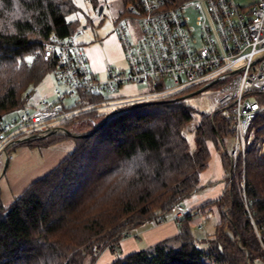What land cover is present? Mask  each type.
I'll use <instances>...</instances> for the list:
<instances>
[{
	"label": "trees",
	"instance_id": "trees-1",
	"mask_svg": "<svg viewBox=\"0 0 264 264\" xmlns=\"http://www.w3.org/2000/svg\"><path fill=\"white\" fill-rule=\"evenodd\" d=\"M75 10L72 0H0V121L25 109L21 106L34 87L56 68L55 57L44 60L43 44L51 34L76 32L78 20L67 19ZM179 94L125 108L88 135L49 134L21 142L49 146L70 136L74 144L9 204L3 203L0 189V264H92L106 246L117 248L126 229L157 220L197 187L210 157L209 142L229 179L218 199L203 204L214 203L218 210L212 236L201 238L199 247L188 212L179 219L175 236L108 264H259L264 254L255 227L264 234V109L250 126L253 140L244 161L228 178L231 162L224 139L232 135L231 119L221 110L211 119L202 114L191 148L184 128L194 108ZM86 96L87 101L99 98ZM95 115L79 128L92 130L103 117ZM71 124L64 126L69 130Z\"/></svg>",
	"mask_w": 264,
	"mask_h": 264
},
{
	"label": "built area",
	"instance_id": "built-area-1",
	"mask_svg": "<svg viewBox=\"0 0 264 264\" xmlns=\"http://www.w3.org/2000/svg\"><path fill=\"white\" fill-rule=\"evenodd\" d=\"M189 9L195 13L197 35L187 22ZM126 15L141 27L133 43L125 30ZM126 15L113 26L126 67L106 68L103 80L96 78L75 33L50 35L42 51L44 60H57L53 98L40 99L31 109L26 107L3 117V161L10 157L8 150L21 142L49 134L75 135L64 124L73 123L86 112L102 114L99 122H106L125 108L209 87L214 89L215 111H223L232 121L233 141L227 151L231 169L244 161L247 145L253 140L250 126L264 109L256 98L264 92V0H255L249 6H239L234 0H183L173 5L166 0H137V4L126 6ZM127 82H149L152 90L117 96V90ZM88 94L99 98L82 103ZM75 97L79 104L66 103ZM228 181L225 178L226 184ZM255 233L264 252L261 228L255 227Z\"/></svg>",
	"mask_w": 264,
	"mask_h": 264
},
{
	"label": "rangeland",
	"instance_id": "rangeland-1",
	"mask_svg": "<svg viewBox=\"0 0 264 264\" xmlns=\"http://www.w3.org/2000/svg\"><path fill=\"white\" fill-rule=\"evenodd\" d=\"M74 5L76 6V10L67 15L68 20H78V25L75 26V34L76 39L81 42L85 47H94L98 46L101 49V57L104 53V45L106 42L113 43L116 41L115 34L113 32V26L115 22H117L122 16L126 15L121 14L120 12H124L126 7L123 6L121 0H72ZM236 4L239 6H249L255 0H234ZM99 6L102 7L101 13L98 14ZM186 15L188 16V25L194 28V34L197 35V27L195 25V13L193 10L189 9L186 11ZM127 16V15H126ZM83 26H85L83 28ZM125 30L127 32L129 41L133 43L141 34V27L137 20L130 18L127 16V20L125 22ZM89 62V61H88ZM103 67L102 68H93L91 63V69L95 71L96 78L99 80H103L106 78V68L108 67H116V68H125L126 63L124 59H119L117 61H109L107 57L103 56ZM169 84V81H166ZM56 85L53 71L47 72L43 79L34 87L31 92V95L27 99V102L24 103L21 107H27L31 109L32 106H35L36 103L40 99H45L47 101L53 98V88ZM152 90V86L149 82L147 83H134L127 82L123 84L118 90L117 96H133L140 95L144 93H148ZM213 87L205 88L202 91L195 93L191 96H187L190 92H182L178 95V97L187 96V102L190 106L194 108V115L192 120L186 125L184 128V135L188 141V144L191 148L194 147V132L193 129L196 124L200 123L202 120V114H210V119L215 114V106L216 103L213 99L211 93H213ZM87 96L83 97V102H92L96 100H86ZM161 100H168L171 98ZM256 98L258 101L264 105V92L256 94ZM78 98H69L66 103L67 104H79ZM160 101V100H156ZM151 101V102H156ZM149 103V102H148ZM214 111V112H213ZM95 114L93 112H86L80 115L74 122L69 126L71 129L69 131L74 134H84L89 132L90 130L80 129L78 125L83 124L84 122L89 121L90 117H94ZM96 116V115H95ZM75 125V126H73ZM81 126V125H80ZM224 144L228 148L229 142L233 141L232 135L227 136L224 139ZM73 140L70 136L60 139L57 143L51 144L49 146H45L40 144V142H33L31 144L27 143H19L8 150L9 154V165L6 167L4 174L0 176V189H1V197L3 203L9 204L15 195H17L22 188H24L31 180L40 177L50 168L56 165L59 160H56V157H59L62 152H65V155L71 151L73 147ZM212 144L211 142L208 143ZM232 146V145H231ZM230 149V148H229ZM228 151V150H227ZM64 155V156H65ZM57 161V162H56ZM4 161L0 158V171L2 170ZM230 171H232L230 166ZM229 171V172H230ZM228 172V173H229ZM218 211V210H217ZM206 218L200 217L198 221H191L190 228L194 237H197L196 244L199 247L203 246V243L200 242V239L204 237L205 231L210 224L208 223L216 212L214 209L207 212ZM198 217V216H196ZM215 218V217H214ZM212 222L214 220L212 219ZM135 232L134 228L129 230V235H132ZM143 241H139L140 249H143L145 246V240L142 237ZM144 243L143 246L141 244ZM105 251V252H104ZM122 249L117 247L114 250L110 248L102 249L97 255L96 259L92 264H108L110 263L111 257L113 256V260L118 256H121ZM104 252V253H103ZM263 252V250H262ZM103 253V255H101ZM264 254V252H263ZM101 256V257H100ZM259 264H263L264 258H260Z\"/></svg>",
	"mask_w": 264,
	"mask_h": 264
},
{
	"label": "crops",
	"instance_id": "crops-1",
	"mask_svg": "<svg viewBox=\"0 0 264 264\" xmlns=\"http://www.w3.org/2000/svg\"><path fill=\"white\" fill-rule=\"evenodd\" d=\"M104 48L105 55L103 54L101 57H99V54L101 55L100 47L94 46L85 48L87 59L93 68L97 69L103 67V56H106L109 61L123 59L122 50L117 38L116 41H113V43L106 42ZM231 145L232 141L229 142L228 148L225 145L224 147L226 150H228ZM209 150L210 157L206 167L199 173L197 187L188 196L176 204L171 210L165 211L161 215L157 216V220L152 219L138 222L126 229V231H124L123 237L117 242V247L123 250L121 256L138 251L140 248V244L138 242L143 241L142 237L145 240V246H149L160 240L175 236L178 232L179 219L188 212L192 213L189 222L194 220L199 222L200 217L206 218V215H209L207 212L214 209L216 212V215H214L215 218L212 217L214 222H212V219L209 220L208 223L210 224V227L206 229L204 235L208 237L212 236L215 230V225L219 220L217 207L214 203L207 206H203V204L208 201H214L218 199L223 192L226 183L225 170L222 165L220 153L213 146V144L209 145ZM64 155L65 152H62L59 157H56V160H60ZM131 228H134L135 232L132 235H129L128 233ZM143 245L144 243L141 244V246ZM103 253L101 255H103ZM110 260L113 261V256Z\"/></svg>",
	"mask_w": 264,
	"mask_h": 264
},
{
	"label": "water",
	"instance_id": "water-1",
	"mask_svg": "<svg viewBox=\"0 0 264 264\" xmlns=\"http://www.w3.org/2000/svg\"><path fill=\"white\" fill-rule=\"evenodd\" d=\"M101 9H102V7L99 6L98 14L101 13ZM84 27H85V26H83V28H84ZM200 91H202V89H198V90H196V91H194V92H192V93H190V94H187V96H191V95H193V94H195V93H198V92H200ZM187 96H184V97H187ZM135 106H137V105H135ZM135 106H131V107H135ZM104 123H105V122H99L98 125H97L96 127H94L92 130H90L89 132L84 133V134H75V135H76V136H81V135H88V134H91V133L95 132L98 128H100ZM68 135H73V134H70V133L68 132ZM73 136H74V135H73ZM3 163H4V164H3L2 170L0 171V176L4 173V171H5L6 167H7V164H8V158H6V160H5Z\"/></svg>",
	"mask_w": 264,
	"mask_h": 264
}]
</instances>
